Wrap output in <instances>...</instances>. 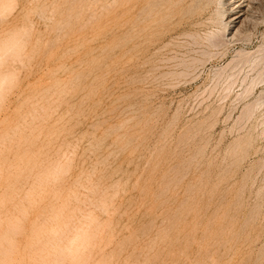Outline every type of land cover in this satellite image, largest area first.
I'll return each instance as SVG.
<instances>
[{"label": "rangeland", "instance_id": "obj_1", "mask_svg": "<svg viewBox=\"0 0 264 264\" xmlns=\"http://www.w3.org/2000/svg\"><path fill=\"white\" fill-rule=\"evenodd\" d=\"M219 1L0 0V264H264V0Z\"/></svg>", "mask_w": 264, "mask_h": 264}, {"label": "bare ground", "instance_id": "obj_2", "mask_svg": "<svg viewBox=\"0 0 264 264\" xmlns=\"http://www.w3.org/2000/svg\"><path fill=\"white\" fill-rule=\"evenodd\" d=\"M226 1H228V0H226ZM248 1L249 0H230V1H228L227 3L229 4L230 3V5L232 6L231 7V9H227L229 12H230V14H232V15H229V17H227L226 16V14H227V10L225 9V3H224V1H222V0H220L219 2H218V5L216 6V8H217V13H218V17L217 18H213L214 20L213 21H215L213 24H215V25H217V27H222V28H224V29H226V31H224V32H226V33H228L229 35H231L232 37L234 36V35H236L235 33L236 32H238V30L240 29V25L242 24V22L245 20V19H247V17L249 16V13L252 11V9H249L250 8V3L251 2H249L248 3ZM245 2H247V4H245ZM227 5V4H226ZM216 11V10H215ZM228 12V13H229ZM215 13V12H214ZM251 16V15H250ZM215 17V16H214ZM216 27V26H215ZM221 28V29H222ZM240 31V30H239ZM249 53V52H248ZM246 54V53H245ZM238 56V55H237ZM244 56V55H243ZM247 56H245L244 58H246ZM249 59V58H248ZM233 60V59H232ZM244 60V59H243ZM248 62V61H247ZM230 64V63H229ZM256 105V104H255ZM259 106V105H258ZM257 107V106H256ZM253 108V107H252ZM255 109V108H254ZM248 110V109H247ZM249 112H250V108H249ZM31 138V137H30ZM263 166V165H262ZM262 168V167H261ZM261 172V171H260ZM77 185V184H76ZM87 187V186H86ZM34 189H35V187H34ZM78 189V188H77ZM85 189V188H84ZM92 190V189H91ZM94 190V189H93ZM101 191V190H100ZM85 192V191H84ZM91 192V191H90ZM67 193V192H66ZM83 193V192H82ZM93 193V192H92ZM102 196V195H101ZM28 197V196H27ZM34 197V196H33ZM64 197V196H63ZM26 198V197H25ZM27 199V198H26ZM25 199V200H26ZM77 199H79V198H77ZM84 199V198H83ZM89 200V199H88ZM98 200V199H97ZM27 201V200H26ZM25 202V201H24ZM58 201H56V203H57ZM27 204H28V202H26ZM26 203H25V205H26ZM55 204V203H54ZM99 204V203H98ZM19 205V204H18ZM22 205V204H21ZM52 205V204H51ZM102 205V204H101ZM56 206V205H55ZM58 206H60V202H59V205ZM58 206H56V207H58ZM81 206V205H80ZM92 206V205H91ZM27 207V206H26ZM49 207H51V206H49ZM48 207V211H50V208ZM102 207V206H101ZM29 208H30V205H29ZM55 208V207H54ZM103 208H105V207H103ZM21 209V208H20ZM59 209V208H58ZM52 210H54V209H52ZM57 211H59V210H57ZM52 212H54V211H52ZM62 211H60V213H61ZM32 213V212H31ZM50 213H51V211H50ZM54 213H56V212H54ZM60 213H56V214H60ZM63 213V212H62ZM61 213V214H62ZM86 213V212H85ZM53 214V213H52ZM51 214V215H52ZM80 214H81V212H80ZM32 215V214H31ZM49 216H50V214H48ZM54 215V214H53ZM52 215V216H53ZM63 216H64V214H62ZM82 215V214H81ZM55 216V215H54ZM52 217V218H54L55 219V217ZM61 216V215H60ZM80 216V215H79ZM27 217V216H26ZM80 217H82V216H80ZM85 218V217H84ZM35 219V218H34ZM46 219V221L47 222H49L47 219H49V218H45ZM59 219H60V217L58 218V219H56V222H58L59 221ZM79 220H80V218H78ZM87 219H89V218H87ZM86 218H85V220H87ZM36 220H38V219H36ZM58 220V221H57ZM81 220H83V219H81ZM80 220V221H81ZM91 220V219H90ZM43 221V223L41 222V224H44V220H42ZM52 221V220H51ZM63 221H64V219H63ZM99 221V220H98ZM37 222V221H36ZM46 222V223H47ZM56 222L55 223H53L52 225H56ZM79 222V221H78ZM85 222H87V221H85ZM29 223V222H28ZM80 224H81V222H79ZM95 223H97V221L95 220ZM36 224V223H35ZM38 224H39V222H38ZM50 224V223H49ZM60 223L58 222L57 223V225L58 226H61V225H63V222L61 221V224L59 225ZM31 225H32V222H31ZM30 225V227H32V229L31 230H33V226H31ZM38 226V225H37ZM40 226V225H39ZM38 226V227H39ZM44 226H46V224L44 225ZM48 226H50L51 227V225H48ZM79 226V225H78ZM88 226V225H87ZM92 226V225H91ZM99 226V225H98ZM10 227H13L12 225L10 226ZM35 227V226H34ZM41 227V226H40ZM50 227H48V228H50ZM57 227V226H56ZM63 228H64V226H62ZM84 227V226H83ZM95 227V226H94ZM41 228H43V227H41ZM46 228V227H45ZM52 228H53V226H52ZM60 228V227H59ZM13 229V228H12ZM12 229H9V230H11L10 231V233H12V234H15V232H14V230L15 229H13V232H12ZM17 229V228H16ZM44 229V228H43ZM54 229V228H53ZM55 229H57V228H55ZM95 229H97V226H96V228ZM45 230V229H44ZM44 230L43 231H40L39 232V229L38 230H36V229H34V231H38V233H37V235H36V233L35 232H30V233H34L35 234V236H38L39 235V233H41V232H43V234L46 232V230H45V232H44ZM50 231H51V228L49 229ZM59 229H57V231H58ZM64 230V229H63ZM94 230V229H93ZM17 231V230H16ZM53 231V230H52ZM60 231H61V228H60ZM79 231V230H78ZM95 231V230H94ZM93 231V232H94ZM101 231H102V229H101ZM101 231H100V233H101ZM27 232V231H26ZM48 233H49V231H47ZM46 232V233H47ZM26 234V233H23V234H25V236H26V238L28 239V241H29V243H32V242H34L35 240H33L31 237L33 236V237H35L34 235H32V234ZM54 233L56 234V231L54 230ZM58 233V232H57ZM64 233V232H63ZM62 233V234H63ZM78 233V232H77ZM76 233V234H77ZM83 233V232H82ZM96 233H97V231H96ZM42 234V233H41ZM40 234V235H41ZM50 234H52V233H50ZM60 234V233H59ZM11 235V234H10ZM28 235H30V238L32 239L31 241L29 240L30 238H28L29 236ZM39 235V238H41V236ZM45 235H47V234H45ZM44 235V236H45ZM24 236V235H23ZM47 236H49V234L47 235ZM61 237H62V235H60ZM60 236H57L59 239L61 238ZM73 236V235H72ZM95 235H93V237H94ZM99 236V235H98ZM50 237V236H49ZM95 237H97V236H95ZM3 238H6V237H3ZM8 238V237H7ZM44 238V237H43ZM43 238L41 239V240H43ZM81 238L82 237H79V236H77V237H74L73 239H71V240H69V243H65V244H67L68 245V247H66V248H62V249H58V248H55V249H58L59 250V252H63V253H65L66 255L67 254H70L71 252H77L78 250H80V248H81V244L79 243V241L78 240H80L81 241ZM36 239H38V238H36ZM46 239H47V237L46 238H44V241H46ZM53 239H54V235H53ZM53 239H51L50 238V240L52 241ZM93 239V238H92ZM95 239V238H94ZM94 239H93V241H94ZM0 240H2V239H0ZM9 240V239H8ZM40 240V241H41ZM55 240H57L58 241V239H56L55 238ZM63 240V239H62ZM66 240V239H65ZM101 240V239H100ZM5 241V240H4ZM44 241H42V244H43V242ZM64 241V240H63ZM85 241H86V239H85ZM97 241V240H96ZM47 242H50V241H47ZM47 242H44V243H46V244H49V243H47ZM53 242V241H52ZM52 242L50 243V246L47 248V247H45V248H47V249H45L43 246L44 245H46V244H43V246L42 245H40V248H44L45 250H43V253H44V251L45 252H47V250L49 249L50 250V247L51 248H53L54 246H51L52 245ZM2 243V242H1ZM4 243V242H3ZM34 243H36V244H38V246H39V244H40V242L39 241H37L36 240V242H34ZM56 243H59L60 244V240L58 241V242H56ZM107 243V242H106ZM24 244V243H23ZM53 244H54V242H53ZM7 245H8V242H7ZM13 245H15V244H13ZM34 244L32 243V245L31 244H29L28 246H31V247H34V246H36V245H34ZM54 245H56V244H54ZM58 245V244H57ZM93 245H95V244H93ZM98 245V244H97ZM9 246H10V243H9ZM48 246V245H47ZM87 246V244L85 245V248H87L86 247ZM11 247V246H10ZM9 247V248H10ZM21 247H23V245L21 246ZM20 247V248H21ZM37 247V246H36ZM58 247V246H57ZM101 247V246H100ZM8 248V249H9ZM39 248V247H38ZM90 248V247H89ZM93 248H94V246H93ZM98 248H99V246H98ZM25 249H26V242H25ZM24 249V250H25ZM54 249V248H53ZM88 249V248H87ZM1 250V249H0ZM3 250H5V248L3 249ZM20 250H23V248L22 249H20ZM22 251V253H24L25 251ZM48 250V251H49ZM90 250V249H89ZM91 250H93V249H91ZM100 250V249H99ZM2 251V250H1ZM6 251H8V250H6ZM6 251H5V253H6ZM31 250H29V252H30ZM32 251H36V250H33V248H32ZM38 251H40V252H42L41 250H38ZM50 251H52V250H50ZM85 251H86V249H85ZM8 252H10V249H9V251ZM28 251L26 250V253H25V255H27L28 256V253H27ZM89 252V251H88ZM96 252V251H95ZM97 252H98V250H97ZM2 253V252H1ZM0 253V254H1ZM3 253H4V251H3ZM2 253V254H3ZM18 253V252H17ZM22 253H20L21 255H22ZM32 253V252H31ZM36 253H38V254H36ZM48 253V252H47ZM47 253L45 254V255H47ZM85 253V252H84ZM1 254V255H2ZM9 254V253H8ZM19 254V253H18ZM17 254V255H18ZM33 254V253H32ZM42 254V253H41ZM58 254H61V253H58ZM57 254V256H58V258H60V259H62V260H66V258L64 257V258H62V257H59V255ZM89 254V253H88ZM98 254V253H97ZM14 255V254H13ZM29 255H30V253H29ZM36 255H39V256H41L40 255V253L39 252H35V254H33V255H31V257H37V259H38V262L40 261H42V262H44V259H46V258H48V257H44V256H42L44 259H41V260H39V257L38 256H36ZM95 255V254H94ZM93 255V256H94ZM104 255V254H103ZM6 255L4 254L3 255V258L5 257ZM48 256V255H47ZM61 256H63V255H61ZM23 257V256H22ZM25 257V256H24ZM24 257L23 258H21L20 256H19V258H21V259H24ZM41 257V258H42ZM69 257H70V255H69ZM68 257V258H69ZM89 257V256H88ZM2 258V259H3ZM6 259H7V257H5ZM16 258H18V257H16ZM49 258H50V256H49ZM83 258H85V257H83ZM94 258V257H93ZM97 258V257H96ZM95 258V259H96ZM99 258V257H98ZM8 259H10V258H8ZM7 259V260H8ZM12 259V258H11ZM28 260L30 259L29 257L27 258ZM37 259H34L35 261L37 260ZM52 259V258H51ZM59 259V260H60ZM4 260V259H3ZM2 260V261H3ZM16 260V259H15ZM19 260V259H18ZM17 260V261H18ZM28 260H26V263L28 262ZM50 260V259H49ZM49 260H47V262L49 261ZM52 260H54V259H52ZM61 260V262H64L65 263V261H62ZM73 260V259H72ZM87 260V259H86ZM97 261H98V259H96ZM19 261H21V260H19ZM30 261H33V260H30ZM57 261V260H56ZM56 261H54V263L53 264H55L56 263ZM78 261L80 262L81 261V258H78ZM88 261V260H87ZM92 261V260H91ZM90 261V262H91ZM95 260H93V262L92 263H90V264H93V263H95L94 262ZM1 262V261H0ZM22 262L23 261H21V264H22ZM37 261L34 263V264H36V263H38ZM40 262L38 263V264H40ZM46 262V263H47ZM50 262H51V260H50ZM70 262V261H69ZM86 262V261H85ZM84 262V264H86ZM100 262V261H99ZM98 262V263H99ZM104 262V261H103ZM5 263V262H4ZM19 263V262H18ZM24 263H25V261H24ZM28 263H30L31 264V262H28ZM52 263V262H51ZM50 263V264H51ZM57 263H59V261H57ZM56 263V264H57ZM82 263H83V261H82ZM2 264V263H1ZM17 264V263H16ZM32 264H33V262H32ZM43 264V263H42ZM60 264V263H59ZM62 264V263H61ZM67 264V263H66ZM81 264V263H80ZM96 264V263H95ZM106 264V263H105Z\"/></svg>", "mask_w": 264, "mask_h": 264}]
</instances>
